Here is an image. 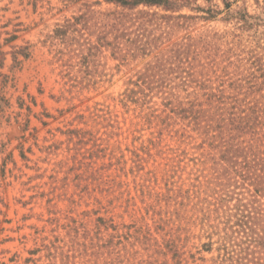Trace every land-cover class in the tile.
<instances>
[{
	"label": "rangeland",
	"instance_id": "obj_1",
	"mask_svg": "<svg viewBox=\"0 0 264 264\" xmlns=\"http://www.w3.org/2000/svg\"><path fill=\"white\" fill-rule=\"evenodd\" d=\"M174 1L0 0V264H214L205 135L263 108L264 0Z\"/></svg>",
	"mask_w": 264,
	"mask_h": 264
},
{
	"label": "trees",
	"instance_id": "obj_2",
	"mask_svg": "<svg viewBox=\"0 0 264 264\" xmlns=\"http://www.w3.org/2000/svg\"><path fill=\"white\" fill-rule=\"evenodd\" d=\"M104 1L129 10L140 5L165 10L181 7L180 1L174 0ZM258 103L255 100L238 108L223 120H228L226 124L208 126L211 130L205 135L212 150L207 157L214 176L204 190L200 183L198 194L206 195L202 203L213 206L204 215L210 218L215 214L216 224L209 226V239L218 236L219 254L214 264H264V160L259 156L264 155L260 150L264 148V104L260 108ZM247 136L250 138L245 140ZM210 197L212 201H208ZM212 245L209 240L203 247L211 252Z\"/></svg>",
	"mask_w": 264,
	"mask_h": 264
}]
</instances>
